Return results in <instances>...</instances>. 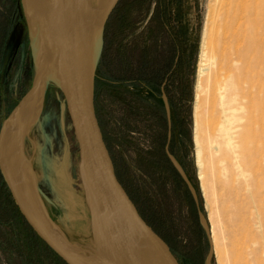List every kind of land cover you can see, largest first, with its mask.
I'll list each match as a JSON object with an SVG mask.
<instances>
[{"label": "rangeland", "instance_id": "374dc122", "mask_svg": "<svg viewBox=\"0 0 264 264\" xmlns=\"http://www.w3.org/2000/svg\"><path fill=\"white\" fill-rule=\"evenodd\" d=\"M228 2L116 0L105 23L96 70L97 114L118 175L181 264H229L225 251L234 231L242 228L256 234V209L243 183L229 191L209 187L206 194L194 141L203 32L210 13L213 44L225 41ZM35 70L20 0H0V128L31 86ZM42 103L25 137L26 153L46 194L43 200L52 221L69 241L88 245L92 233L79 174V147L64 96L54 83L48 85ZM62 161L68 182L56 171ZM252 189L264 199L263 187ZM11 199L0 169V264H67L61 256L62 261L55 258ZM67 211L76 218L68 219ZM213 227L222 249L218 253Z\"/></svg>", "mask_w": 264, "mask_h": 264}, {"label": "water", "instance_id": "95a60500", "mask_svg": "<svg viewBox=\"0 0 264 264\" xmlns=\"http://www.w3.org/2000/svg\"><path fill=\"white\" fill-rule=\"evenodd\" d=\"M89 0H20L28 29L30 49L36 63L33 82L4 118L0 128V169L21 213L41 238L67 264H181L166 239L143 217L137 204L118 177L116 165L97 114L96 70L104 43L105 17L99 44L90 26ZM116 2V1H115ZM114 5V4H113ZM112 8V7H111ZM93 48L87 56L79 45ZM64 96L79 147V174L91 219V233L99 256L77 261L62 243L50 234L43 217L51 219L38 186V175L25 149L34 105L50 83ZM60 97V95H59ZM169 108V107H168ZM21 116V117H20ZM24 131L18 139L22 157L34 179L39 209L19 192L6 170L3 149L18 119ZM172 161L189 181L172 153ZM190 182V181H189ZM42 217L37 224L36 217ZM205 222V220L203 219Z\"/></svg>", "mask_w": 264, "mask_h": 264}, {"label": "bare ground", "instance_id": "6f19581e", "mask_svg": "<svg viewBox=\"0 0 264 264\" xmlns=\"http://www.w3.org/2000/svg\"><path fill=\"white\" fill-rule=\"evenodd\" d=\"M115 1L88 2L90 26L98 44L105 17ZM228 1L224 6V18L228 21L225 41L222 44L220 41L217 46L213 44L214 20L210 13L203 32L194 109V141L206 194L209 187L210 190L216 187L220 191H229L235 183H243L256 209V234L252 236L242 228L234 231L230 237V249L225 251L229 264H264V199H259L258 191L252 189L255 186L264 188V0ZM79 45L85 56L93 48L88 41H79ZM43 91L30 114V126L42 110ZM20 117L6 140L3 161L16 189L20 193L25 191L28 200L39 209L30 166L18 146V139L24 131ZM64 162L56 165V171L63 181L68 182ZM69 193L72 198L73 192ZM222 196L219 194L220 199ZM42 217L40 214L35 222H42ZM66 217L73 220L76 214L67 211ZM43 218L53 238L68 248L77 261L85 262L99 256L94 237L88 245L69 241L52 219ZM88 222L92 230L90 217ZM212 240L216 252L222 251L215 227Z\"/></svg>", "mask_w": 264, "mask_h": 264}, {"label": "trees", "instance_id": "16d2710c", "mask_svg": "<svg viewBox=\"0 0 264 264\" xmlns=\"http://www.w3.org/2000/svg\"><path fill=\"white\" fill-rule=\"evenodd\" d=\"M117 174H118V172H117ZM118 177H119V175H118ZM119 179L121 180V178L119 177ZM121 182L123 183V181L121 180ZM123 185L125 186V184L123 183ZM126 187V186H125ZM126 189H127V187H126ZM128 190V189H127ZM128 192H129V190H128ZM129 194H130V196L133 198V200L135 201V199H134V197H133V195H131V193L129 192ZM11 201H12V204H13V207H15L16 209H17V211H18V213H20V215L22 216V217H24L23 215H22V213L19 211V209H18V206L16 205V203H15V201L13 200V199H11ZM135 203H136V201H135ZM140 210V209H139ZM141 212V211H140ZM141 214H142V212H141ZM143 215V214H142ZM143 217H144V215H143ZM145 218V217H144ZM146 219V218H145ZM147 220V219H146ZM154 228V227H153ZM155 229V228H154ZM156 230V229H155ZM157 231V230H156ZM158 232V231H157ZM38 236V235H37ZM39 237V236H38ZM41 239V238H40ZM41 241H43L42 239H41ZM45 243V242H44ZM45 245H47V247H49L52 251H53V253L56 255L55 256V258L57 259V260H59V261H62V258L50 247V246H48V244L47 243H45ZM172 248V247H171Z\"/></svg>", "mask_w": 264, "mask_h": 264}]
</instances>
